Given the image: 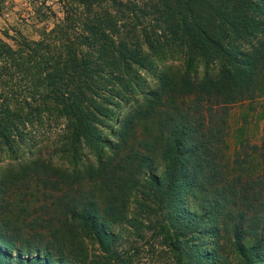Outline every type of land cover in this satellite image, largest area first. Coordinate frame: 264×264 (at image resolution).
Segmentation results:
<instances>
[{"label":"trees","instance_id":"trees-1","mask_svg":"<svg viewBox=\"0 0 264 264\" xmlns=\"http://www.w3.org/2000/svg\"><path fill=\"white\" fill-rule=\"evenodd\" d=\"M54 1L35 39L0 31V204L39 197L23 226L0 205V264H127L130 201L173 264H264V151L225 155L230 107L264 90V0ZM44 125L94 162L33 156Z\"/></svg>","mask_w":264,"mask_h":264},{"label":"rangeland","instance_id":"rangeland-1","mask_svg":"<svg viewBox=\"0 0 264 264\" xmlns=\"http://www.w3.org/2000/svg\"><path fill=\"white\" fill-rule=\"evenodd\" d=\"M49 5V9L44 8L41 3ZM38 8L44 11H53L56 15L59 6L54 0H0V31L7 30L9 35L14 34V30H19L24 36L30 39L37 37L36 29L42 25L51 27L55 21L54 16H49L47 12L43 17L37 11ZM166 66H170V70L175 72L178 70V63L170 61ZM177 68V69H176ZM147 83L150 87L154 86L155 80L150 76H146ZM225 135V155L231 163L233 159H252L256 154L264 151V90L260 96L248 102L235 104L230 107L227 118ZM54 126L44 125L38 129L36 138V149L32 155L53 163L56 167L69 169L81 163L86 164L88 161L95 160L94 154L86 149H79L74 155L61 151V145L57 141V135ZM58 133V131H57ZM87 159V161H86ZM4 165L0 164V169ZM14 171H1L0 177L13 173ZM69 172V171H67ZM251 173L246 171L245 174ZM38 195L33 190L29 197L16 195L12 201L5 204L1 202V208L6 209L8 215L16 225L23 226L26 221L38 217ZM186 205L193 208L191 200L186 198ZM128 215H133L141 221L138 230L133 227H127L123 230L116 225L113 229L120 228L122 230L121 244L118 246L123 251V257L129 262L127 264H173L170 254L162 247L159 242V235L152 227L156 218L148 212L142 214V209L130 201L128 203ZM150 227V228H149ZM124 232V234H123ZM81 238V244L87 253L98 252V247L89 239ZM208 245V240L204 241ZM225 253H229L230 247H223ZM99 264H103L100 262ZM112 264V263H107Z\"/></svg>","mask_w":264,"mask_h":264}]
</instances>
